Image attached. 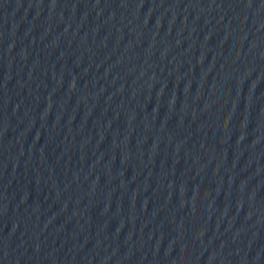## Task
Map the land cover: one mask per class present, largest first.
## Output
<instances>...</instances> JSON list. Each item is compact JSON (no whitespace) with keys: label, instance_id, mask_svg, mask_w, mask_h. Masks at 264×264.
<instances>
[{"label":"water","instance_id":"95a60500","mask_svg":"<svg viewBox=\"0 0 264 264\" xmlns=\"http://www.w3.org/2000/svg\"><path fill=\"white\" fill-rule=\"evenodd\" d=\"M0 264H264V0H0Z\"/></svg>","mask_w":264,"mask_h":264}]
</instances>
